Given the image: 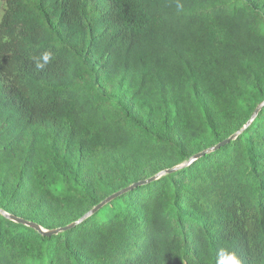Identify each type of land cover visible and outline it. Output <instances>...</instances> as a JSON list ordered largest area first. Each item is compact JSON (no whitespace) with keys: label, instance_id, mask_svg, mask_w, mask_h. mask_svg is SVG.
<instances>
[{"label":"trees","instance_id":"16d2710c","mask_svg":"<svg viewBox=\"0 0 264 264\" xmlns=\"http://www.w3.org/2000/svg\"><path fill=\"white\" fill-rule=\"evenodd\" d=\"M2 2L0 209L44 229L226 139L264 99V0ZM233 261L264 264V105L72 228L0 214V264Z\"/></svg>","mask_w":264,"mask_h":264},{"label":"water","instance_id":"95a60500","mask_svg":"<svg viewBox=\"0 0 264 264\" xmlns=\"http://www.w3.org/2000/svg\"><path fill=\"white\" fill-rule=\"evenodd\" d=\"M263 105H264V99L256 106V108L254 109V111L251 114V116L248 119V121L238 131L234 132L233 134H231L226 139H223L222 141H220V142H218V143H216V144H214L212 146H209V147H207L206 149H204L202 151H199V152L193 154L189 158V160L186 161V162H184V163H181L179 165L173 166L171 168L164 169V170L156 173L155 175H153L151 177H148L146 179H142V180L136 181V182L132 183L131 185H129L127 187H124V188H122V189H120V190H118V191L110 194L105 199H103L102 201H100L97 205H95L94 207H92L89 211H87L84 215H82L79 219H77V220H75V221H73V222H71V223H69V224H67L65 226L58 227V228H54V229H44L40 225H38L37 223H34V222H31V221L25 220V219H23L21 217H17V216H15L13 214H10V213L5 212L2 209H0V214L3 215V216H5L8 219L14 221V222L21 223L23 225H26L28 227H31V228L35 229L38 233H40L42 235H45V236H49V235H52V234H56L58 232L67 230L69 228H72V227L78 225L80 222H82L88 216H90L91 214H93L95 211H97L99 208H101L104 204H106L107 202H109L113 198L119 196L120 194H123L124 192L129 191V190H131L132 188H134L136 186L143 185V184H146V183H148L150 181H153V180L159 178L161 175L174 172L177 169L188 165L193 160H195V159L203 156L204 154L210 153V152H212V151L220 148L221 146L225 145L230 140L234 139L243 129H245L251 123V121L253 120V118L256 116V114L258 113V111L260 110V108Z\"/></svg>","mask_w":264,"mask_h":264},{"label":"clouds","instance_id":"9594fccd","mask_svg":"<svg viewBox=\"0 0 264 264\" xmlns=\"http://www.w3.org/2000/svg\"><path fill=\"white\" fill-rule=\"evenodd\" d=\"M44 59H45V61H47L49 59V56L45 55ZM37 67H43V65H37ZM233 264H237V262L233 261Z\"/></svg>","mask_w":264,"mask_h":264},{"label":"rangeland","instance_id":"374dc122","mask_svg":"<svg viewBox=\"0 0 264 264\" xmlns=\"http://www.w3.org/2000/svg\"><path fill=\"white\" fill-rule=\"evenodd\" d=\"M2 0H0V12H1V10H2Z\"/></svg>","mask_w":264,"mask_h":264}]
</instances>
